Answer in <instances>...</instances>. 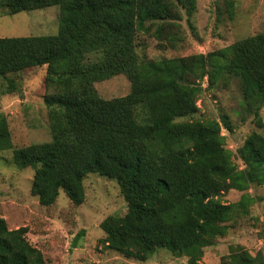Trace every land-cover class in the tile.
<instances>
[{"label": "trees", "instance_id": "16d2710c", "mask_svg": "<svg viewBox=\"0 0 264 264\" xmlns=\"http://www.w3.org/2000/svg\"><path fill=\"white\" fill-rule=\"evenodd\" d=\"M227 12L234 9L224 0ZM6 16L60 8L56 36L0 39V79L47 67L44 103L51 141L16 149L14 164L33 169L31 195L53 206L64 192L76 206L86 200L91 174L117 181L128 212L100 225L108 249L145 262L166 249L200 264L253 202L233 205L220 197L264 185V135L252 133L234 154L223 130L230 118L193 120L205 91L238 82L245 112L259 118L264 107V33L207 55L148 60L138 37L172 49L184 16L191 26L197 0H0ZM125 75L129 95L104 99L96 84ZM207 84L205 90L204 85ZM189 119H192L190 121ZM13 149L0 117V153ZM28 230H10L0 218V264H46ZM241 249L226 264H258Z\"/></svg>", "mask_w": 264, "mask_h": 264}, {"label": "rangeland", "instance_id": "374dc122", "mask_svg": "<svg viewBox=\"0 0 264 264\" xmlns=\"http://www.w3.org/2000/svg\"><path fill=\"white\" fill-rule=\"evenodd\" d=\"M234 9L228 13L224 0H197L191 19L186 16L174 49L140 35L138 53L148 60L207 55L227 48L243 39L264 33V0H230ZM0 5V39L47 37L59 33L60 8L6 16ZM47 67L29 70L8 79H0V117H5L12 137L13 149L0 153V218L10 230L26 228L30 244L39 249L46 264H188L187 257H178L161 249L145 262L127 259L108 249L101 223L110 216L124 217L128 207L117 181L89 175L85 182L86 200L74 205L64 192L51 207H42L31 195L34 170H20L14 164L16 149L51 141L49 110L45 106ZM206 90L207 84L204 85ZM104 99L129 95L131 84L125 75L96 84ZM200 113L193 120H220L226 114L233 132L222 131L225 147L234 154L239 170L243 163L236 151L252 133L264 135V107L259 118L243 108L238 82L227 88L205 91L198 101ZM192 121V119H189ZM244 194L253 202L241 216L229 222V233L215 245L204 249L200 264H226L224 258L241 249L260 256L264 264V185L252 186L247 192L231 190L220 197L227 205L237 204Z\"/></svg>", "mask_w": 264, "mask_h": 264}]
</instances>
